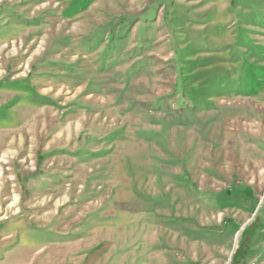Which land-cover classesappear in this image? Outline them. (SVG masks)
Segmentation results:
<instances>
[{
  "label": "rangeland",
  "instance_id": "1",
  "mask_svg": "<svg viewBox=\"0 0 264 264\" xmlns=\"http://www.w3.org/2000/svg\"><path fill=\"white\" fill-rule=\"evenodd\" d=\"M0 264H264V0H0Z\"/></svg>",
  "mask_w": 264,
  "mask_h": 264
}]
</instances>
